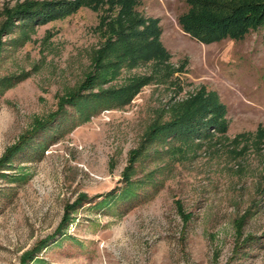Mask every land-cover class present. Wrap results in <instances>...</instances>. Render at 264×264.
<instances>
[{
    "label": "rangeland",
    "instance_id": "rangeland-1",
    "mask_svg": "<svg viewBox=\"0 0 264 264\" xmlns=\"http://www.w3.org/2000/svg\"><path fill=\"white\" fill-rule=\"evenodd\" d=\"M24 1L0 0V24ZM187 8L136 7L158 20L172 75L112 64L90 89L106 3L2 35L0 158L24 138L0 171V264H264V24L203 43L178 23ZM202 89L226 106L224 135L194 145L157 130Z\"/></svg>",
    "mask_w": 264,
    "mask_h": 264
},
{
    "label": "trees",
    "instance_id": "trees-1",
    "mask_svg": "<svg viewBox=\"0 0 264 264\" xmlns=\"http://www.w3.org/2000/svg\"><path fill=\"white\" fill-rule=\"evenodd\" d=\"M101 3H106L110 10H115L114 16L106 25L108 37L93 60L95 71L87 75L81 88L94 87L97 79L104 77L105 68L112 64L119 66L126 63L128 67L152 61L156 71H164L162 77L172 75L174 69L172 70L168 62L170 54L160 41L161 28L158 20L144 17L136 10L139 0H25L12 7H4L2 11L4 18L0 24V49L3 45L2 35L9 34L11 29L20 23L26 24L25 21L45 23L64 18L82 6L98 9ZM186 3L188 8L178 17V23L183 32L203 43L219 41L226 37L238 39L251 28L264 24V0H186ZM104 20H101L102 25H105ZM110 56L115 59L114 62H111L113 60L109 59ZM117 59H122L123 62ZM107 71L109 72V69ZM145 79L140 80L141 83ZM135 88L132 89V94L136 91ZM78 95L71 91L67 92L60 98L61 104L70 103ZM181 105L177 117L170 123L160 126L157 129L159 132L173 130L177 133L178 141L194 145L195 141L198 144L201 140L212 137L213 132L221 135L226 133L228 127L225 118L226 106L220 102L215 92H206L202 89L196 95L182 101ZM43 125L42 120L36 119L31 131ZM248 137L246 134L236 135L234 141L237 142L239 138L246 140ZM254 137L257 142L264 145V127L258 129ZM23 138L24 136H21L16 143L6 148L0 158V171L6 169L10 158L20 149ZM177 208L181 209L179 203ZM67 219L68 216L64 221ZM36 248L23 254V262L33 258Z\"/></svg>",
    "mask_w": 264,
    "mask_h": 264
}]
</instances>
